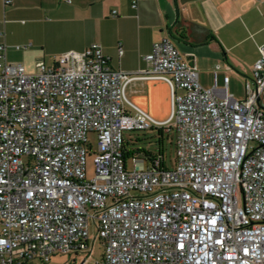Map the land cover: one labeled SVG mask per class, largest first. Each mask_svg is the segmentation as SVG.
I'll return each instance as SVG.
<instances>
[{"label": "built area", "instance_id": "built-area-1", "mask_svg": "<svg viewBox=\"0 0 264 264\" xmlns=\"http://www.w3.org/2000/svg\"><path fill=\"white\" fill-rule=\"evenodd\" d=\"M5 48L0 264L88 248L90 221L104 245L95 264H264V45L239 101L228 76L206 89L169 38L154 43L143 74L169 85L168 124L124 111L130 74L111 69L97 44L36 72L7 63ZM153 128L174 131L173 167L158 152L128 165L124 133Z\"/></svg>", "mask_w": 264, "mask_h": 264}, {"label": "crops", "instance_id": "crops-1", "mask_svg": "<svg viewBox=\"0 0 264 264\" xmlns=\"http://www.w3.org/2000/svg\"><path fill=\"white\" fill-rule=\"evenodd\" d=\"M8 1L0 0V44L6 45L7 63H15L7 53L16 41L31 44L29 49L19 48L24 54L34 48L52 54L81 52L97 44L111 69L130 74L124 111L135 115L139 109L162 124H168L171 115L169 85L143 74L149 67L145 55L154 43L169 38L196 66L198 82L206 89L223 88L228 76V94L239 101L264 45V0ZM23 66L35 72L31 65ZM258 105L264 112V92ZM81 252L74 249L46 263L34 258L23 264H67L68 258L76 259Z\"/></svg>", "mask_w": 264, "mask_h": 264}, {"label": "rangeland", "instance_id": "rangeland-1", "mask_svg": "<svg viewBox=\"0 0 264 264\" xmlns=\"http://www.w3.org/2000/svg\"><path fill=\"white\" fill-rule=\"evenodd\" d=\"M19 46L22 50L26 47L29 49L31 44L23 45L20 44V41L13 43L14 48ZM10 53L9 58L14 60L15 63H20L21 65L29 64L31 69L35 72L37 71V64L43 62L48 67L52 65L53 60L58 54H52L46 49L34 48L32 51L27 52L26 54L22 53L19 49H14ZM60 54V53H59ZM125 138L130 137L132 139L133 145H128V150L130 149H140L145 150L155 154L160 149L162 157L164 159V165L167 168H172L175 164V143H174V131L163 132L160 134L157 130H142V131H128L124 133ZM89 141L92 143V147L96 146L95 136L93 134H88ZM92 157H87L86 163V177L90 179L94 175V166L92 164ZM131 158H128V165H130ZM97 229L95 224L90 221L89 224V233H88V248L82 249L80 255L76 259L68 258L67 264H95L97 260L101 259L104 245L100 238L97 237Z\"/></svg>", "mask_w": 264, "mask_h": 264}, {"label": "trees", "instance_id": "trees-1", "mask_svg": "<svg viewBox=\"0 0 264 264\" xmlns=\"http://www.w3.org/2000/svg\"><path fill=\"white\" fill-rule=\"evenodd\" d=\"M159 133L162 134L161 131H159ZM129 144L133 145V142H132V139L130 137H127V138L124 139V147H123L124 154H125L126 157H135V156H141V155L146 156V157H151V155H153L152 153L146 152L143 149L140 150V149L136 148V149H133V150L132 149L128 150L127 148H128ZM158 153H161L160 149L158 150Z\"/></svg>", "mask_w": 264, "mask_h": 264}]
</instances>
